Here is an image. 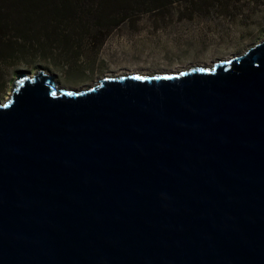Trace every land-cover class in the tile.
I'll use <instances>...</instances> for the list:
<instances>
[{
	"label": "water",
	"instance_id": "95a60500",
	"mask_svg": "<svg viewBox=\"0 0 264 264\" xmlns=\"http://www.w3.org/2000/svg\"><path fill=\"white\" fill-rule=\"evenodd\" d=\"M0 264H264V40L0 103Z\"/></svg>",
	"mask_w": 264,
	"mask_h": 264
},
{
	"label": "rangeland",
	"instance_id": "374dc122",
	"mask_svg": "<svg viewBox=\"0 0 264 264\" xmlns=\"http://www.w3.org/2000/svg\"><path fill=\"white\" fill-rule=\"evenodd\" d=\"M192 1L150 13L132 10L110 32V27H88L82 31L86 36L74 37L70 56L60 45L47 52L27 49L0 64V103L9 99L16 76L23 72L33 76L43 70L55 77L59 88L78 92L106 77L212 68L264 40V0Z\"/></svg>",
	"mask_w": 264,
	"mask_h": 264
},
{
	"label": "trees",
	"instance_id": "16d2710c",
	"mask_svg": "<svg viewBox=\"0 0 264 264\" xmlns=\"http://www.w3.org/2000/svg\"><path fill=\"white\" fill-rule=\"evenodd\" d=\"M179 1L183 0H0V64L30 48L47 52L60 45L73 55L74 37L86 36L82 31L88 27H110V32L127 21L132 10L150 13Z\"/></svg>",
	"mask_w": 264,
	"mask_h": 264
},
{
	"label": "bare ground",
	"instance_id": "6f19581e",
	"mask_svg": "<svg viewBox=\"0 0 264 264\" xmlns=\"http://www.w3.org/2000/svg\"><path fill=\"white\" fill-rule=\"evenodd\" d=\"M204 68H206V67H204ZM209 68H211V67H209ZM169 74H171V73H169ZM130 75H132V74H130ZM140 75H141V74H140ZM140 75H139V76H140ZM163 75H164V74H163ZM144 76H147V75H144ZM149 76H153V75H149Z\"/></svg>",
	"mask_w": 264,
	"mask_h": 264
}]
</instances>
